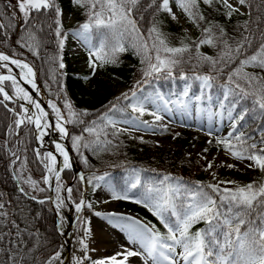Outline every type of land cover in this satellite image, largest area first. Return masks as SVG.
Segmentation results:
<instances>
[{"label": "snow or ice", "instance_id": "snow-or-ice-1", "mask_svg": "<svg viewBox=\"0 0 264 264\" xmlns=\"http://www.w3.org/2000/svg\"><path fill=\"white\" fill-rule=\"evenodd\" d=\"M77 8L83 9L86 21L78 26L73 33L79 37L88 47L89 67L95 74L98 68L105 65H117L120 54L132 51L140 57L143 69V80L137 81L138 87L129 93L117 97L132 102L124 108L112 104L110 111L123 112L130 107L134 113L143 116L146 111L145 104H151L155 111L150 114L155 121L163 120L162 112L171 113L174 109L187 110L190 102L194 99L202 101L206 96V90L219 87L222 89L223 99L218 103L221 108L227 105L228 119L231 121L232 131L224 138L217 139L216 144L222 146L232 158L239 161H247L246 167L258 170L261 176L247 184H237L234 187H221L224 184H233V181H218L216 184L202 185L196 182L194 187L188 186L170 175H164L162 179L155 182L141 180L140 171L133 169L131 176L122 186L121 191L105 181V175H93L87 180L88 184L93 181H105L113 200H131L133 203L141 204L156 217L167 230L166 234L156 229L155 225L141 223L132 217L118 216L109 213L104 216L114 228H120L127 233L128 243L132 248H124L123 251L114 255L91 260L88 255L89 247L87 238L90 235L88 221L78 216V231L83 235L78 237L80 256H73V264H85L91 260V264H131L130 258L137 257L143 264H264V123L259 128V137L240 131L237 125L245 121L246 117L252 120L264 119V0H71ZM186 17L194 27L200 30V35L195 39L185 37L180 40L179 46H172L169 38L161 31L157 15L166 13L173 20L178 17L173 11L172 5ZM202 5L209 9H215L228 20L234 16L246 17L238 21L234 28V35H230L225 27L214 21H210L202 10ZM19 12L23 15L26 25V34L21 39L33 55H38L42 40L38 34L43 31L45 21L51 20L55 24L54 35L57 38L60 50L64 47L66 33L62 31L63 15L57 0H17ZM150 12L151 24L147 29L140 27V20H146L143 15ZM3 13H0L2 16ZM15 18V12L11 14ZM207 25V26H204ZM9 25L0 22V31L6 32ZM51 28L52 25L48 24ZM203 46L216 50L215 56L206 55L201 51ZM59 69H64L62 58H59ZM55 61V58H54ZM0 67L7 68L8 75H0V104L4 101L24 100L31 104L35 111H31L23 104L20 105V114L14 121L16 134L25 125L34 126L39 133L37 140H42L47 133L44 131L51 127L47 122L48 113L41 107L40 103L33 99L29 92L20 85L16 76L12 75V69L8 64L15 65L20 69L19 79L31 86L38 92L35 83V72L25 62L10 58L9 55L0 52ZM185 65H191V74L184 71ZM207 66V72L199 69ZM51 80L56 83V71L52 69ZM212 73H215L213 75ZM220 77H226L222 81ZM182 81V91L172 93L176 95L175 100L166 97L159 89L147 95L138 96L141 91L139 85L151 83L150 79ZM11 82L13 94L10 95L5 88V82ZM219 81V83H217ZM199 83L200 95L190 96L193 83ZM62 90V85H61ZM187 98V99H185ZM207 95V99L211 100ZM251 100V107L243 108L236 116L233 111L241 101ZM49 107L55 113V128L61 139L68 137L69 132L66 124H85L82 118L89 113L78 112L73 109L70 102L65 100L64 108L67 117L63 115L56 103L49 101ZM171 105L172 107H169ZM7 107V105H4ZM9 111H13L9 109ZM197 111H200L197 107ZM101 123L92 121L90 126L84 127L83 132L94 136V139L85 141L80 135H74L72 147L78 152L85 149L108 151L112 141L107 139L109 133L107 127L111 125L115 130L111 132L113 137L128 129H116L117 123L133 124L138 129L140 124L147 128L153 127L147 121H139V117L133 120L117 121L105 113L100 118ZM166 131V127L164 128ZM13 131L9 126V133ZM105 139H101V137ZM211 143V141H209ZM56 151L63 157L61 166L57 165V157L52 152L41 156L36 151L37 158L44 163L46 175L43 183L49 184L51 179L56 181V206L59 210L65 206V200L71 201L73 188L65 187L61 183V173L71 167L69 154L64 145L57 143ZM207 151V149H205ZM15 164L20 156L13 152ZM82 155V154H81ZM46 161V162H45ZM88 165V160L83 159ZM213 167L208 162L205 170ZM228 168L235 165L228 164ZM23 169V163L21 164ZM213 173V179H215ZM85 177L80 176L83 182ZM34 188L35 181H27ZM99 183L95 187H99ZM67 193L61 196V190ZM39 191L45 189L39 188ZM20 191L23 193L24 189ZM83 194H81L82 197ZM33 200L35 196L30 197ZM43 204L45 201L40 200ZM76 213H81L84 208H91L83 198L79 202H73ZM5 204L0 203V255L4 257L0 264H26V255L29 250L21 254L18 249L23 242L20 239L21 231L15 233V241L8 239L12 232H4L2 229L9 224L19 229L15 221L8 219L9 213L4 211ZM101 216V213H95ZM115 217V222L113 221ZM203 222L204 228L193 231V227ZM60 234L63 235L62 226L58 225ZM7 241L8 247L4 244ZM19 257V259H18ZM61 253L55 252L48 257L44 264H56L60 261ZM60 264H63L60 261Z\"/></svg>", "mask_w": 264, "mask_h": 264}, {"label": "trees", "instance_id": "trees-1", "mask_svg": "<svg viewBox=\"0 0 264 264\" xmlns=\"http://www.w3.org/2000/svg\"><path fill=\"white\" fill-rule=\"evenodd\" d=\"M57 4L60 8L65 7L75 12L79 23H84L86 21L84 10L73 5L71 0H57ZM202 10L210 21L223 25L230 35L235 34L234 28L238 21H243L246 18L234 16L231 20H228L221 12L215 9H209L204 5H202ZM151 11L152 10H149V12L143 13L147 18L146 20H140V14H137L136 18L142 30L147 29L151 24ZM0 13H3V15L0 16V22L9 25L6 32L0 31V51L24 59L33 67L36 80L42 86L45 95L56 102L65 117H67V110L64 108L65 100L72 104L74 110L78 112L86 111L89 113L88 116L82 117L86 122L85 124H67L69 132L67 142L85 177L84 182L88 188L92 189L97 184V181L88 184L87 180L89 178L93 175L100 176L107 173L106 177L111 184L117 191H121L122 186L131 176L133 169L139 170L141 180L148 183L158 181L162 179L164 175H170L174 180L179 179L182 183L192 187L196 185V182L202 185L211 183L203 173L202 161L200 159L184 154L179 148H171L152 143L148 140L137 139L126 132H121L118 138L113 137L111 132L115 129L111 125L106 129L109 133L107 139L112 141V145L108 146V151L94 152L93 150L82 147L78 152L73 149L71 137L80 135L85 138V141L94 139V136L83 132V128L90 126L92 121L101 123L99 118L105 113L122 119H127L134 115L130 107L125 108L123 112H114L109 109L112 104H117V107L120 108H124L129 104V100L121 99L117 102V97H121L124 93L130 94L131 90L138 87L137 81L143 80V69L145 65L141 64L139 56L134 55L132 51H128L120 54L119 63L117 65H105L104 67L98 68L102 74L109 78L116 79L125 87L122 93L114 94L108 86L102 83H98L96 86L90 83L87 84L84 78L85 73H78L75 66L68 62L67 55L58 47L57 38L54 35V22L51 20L45 21L43 31L38 34L39 38L42 40L41 47L38 49V55H33L32 51L26 46H21L24 44V40L21 38L26 34V25L23 20V15L19 17L15 16L14 19L11 18L12 12L7 0H0ZM180 14L184 17L181 12ZM184 18L186 19V17ZM157 19L161 21L159 25L161 31L170 41L175 42L186 37L181 26L173 22L166 13L158 14ZM79 23H76V26H79ZM48 24H51L52 27L49 28ZM195 29L197 30L196 37H198L200 35V30L196 27ZM62 31L64 32L63 26ZM201 51L210 56H215L216 54V50L208 46H203V50L201 49ZM59 58H62V62L65 65L62 70L58 67L59 62H61ZM52 69L56 71V83H53L50 78ZM184 71L191 74V65H185ZM199 71L207 72V66L199 69ZM212 74L215 75V73ZM225 78L226 77H220L219 79L222 81ZM149 79L151 83H141V85H139L141 89V91L137 92L139 95H145L153 92L154 89H159L163 94L176 96L171 94H178L183 88V82L179 80L173 82L163 79ZM7 83L8 82H5V86L9 88ZM217 83H219V81ZM207 91L214 99H217V101L223 99L222 89L219 87H214ZM197 94H201L199 83L194 82L189 95L194 96ZM7 105L9 108L5 107L4 104H0V200L5 204L4 211L9 213L8 219L15 221V223L19 225V229L13 228L12 225L9 224L2 230L4 232H12L13 235L8 239L13 241L17 239L15 233L21 231L20 239L23 242L20 244L18 251L24 254L25 250H29L26 255V264H43L45 259L58 248L60 238L54 226V217L49 201L42 199L45 202L41 204L38 202L40 200L31 199V195H27L25 192L22 193L18 187L9 165L11 159L10 151L15 142L18 143L26 164L34 177L38 178L41 176L45 168L35 154L31 126H23L19 130V134H16L14 121L17 117V113L20 112L19 104L17 102L8 101ZM245 107H251V100L241 101L233 111V116H236ZM9 109L13 111H9ZM223 109L228 111L227 105ZM262 123H264V119L252 120L250 117H246L245 121L237 125V128L253 136L254 139H258V128ZM9 126L13 128L11 134L9 133ZM154 128L164 136L171 137L176 133L175 129L166 128L167 130L165 131V127ZM231 131L232 128L226 134L207 138L198 131L180 130L174 136L178 138V140H181L180 137L186 135L184 133L186 132L188 142L204 144L210 150H224L222 146L216 144V140L226 137ZM101 139L103 140L105 137L102 136ZM182 141L184 140L182 139ZM209 141H211V143H209ZM84 158L88 160L87 166L83 162ZM61 176L66 182H70V187L73 188L72 198L78 199L82 188L78 176L71 168L65 169L61 173ZM260 176L261 173L258 170H254L253 173L245 175L247 182L242 184L252 182ZM39 195L40 196L36 198L45 197L47 195V190L45 189L40 192ZM85 196L86 198L89 196V191L86 192ZM117 203L121 208H126L134 212L145 222L150 225H155L157 230L166 234L167 230L164 226L141 204L133 203L131 200H118ZM204 227L205 225L201 222L196 224L192 230L195 231L198 228ZM4 247H8L7 241H5ZM3 259L4 257L0 255V260Z\"/></svg>", "mask_w": 264, "mask_h": 264}, {"label": "rangeland", "instance_id": "rangeland-1", "mask_svg": "<svg viewBox=\"0 0 264 264\" xmlns=\"http://www.w3.org/2000/svg\"><path fill=\"white\" fill-rule=\"evenodd\" d=\"M10 6L11 12H15V16L19 17L22 14L19 12L17 5V0H7ZM173 11L176 13L178 19L173 20L170 16L169 18L181 26V29L185 33L186 36L195 38L197 35V30L190 24L187 19H185L181 14L180 11L172 5ZM62 10V26L64 27V33H66L64 47L61 51H63L67 55V59L69 63H72L76 71L78 73H85V81L87 84H92L96 86L98 83H102L114 93L120 94L125 90V87L121 85L116 79L109 78L102 74L99 69L96 70L95 74L92 73V69L89 67V56H88V47L84 44V42L73 33L78 29L76 23H79L77 14L70 9L65 7H61ZM83 22L79 23L82 24ZM169 43L172 46H179L180 40L177 41H170ZM203 50V47L201 48ZM13 59L14 58L10 57ZM25 62L24 60H21ZM26 63V62H25ZM4 71L0 68V72ZM35 72V71H34ZM36 77V76H35ZM36 80V78H34ZM9 88L8 91H13L11 88V82L7 83ZM138 96L139 95L137 93ZM147 95V94H145ZM166 97H170L171 99L175 100L177 96H169L168 94H164ZM200 95V94H197ZM207 95L210 93L206 90L205 98L197 102L194 99L190 102L187 110H179L174 109L173 112L167 113L162 112L160 113L163 116V120L155 121L154 117L150 114L151 112L155 111V107L151 104H145V108L148 110L143 116H140L139 113H134L133 116L127 119L117 118L112 115H108L112 117V119L117 121L122 120H133L134 117H139V121H147L148 124L153 125L151 128L145 127L143 124H140L138 129L133 127V124H125V123H117L115 125L116 129H128V131H124L131 136L136 137L137 139L141 140H148L152 143L158 145H164L171 148H179L184 154L198 158L202 161V170L205 177L211 182L216 184L218 181H233V184H224L221 187H233L237 184H242L247 182L245 175H249L253 173V169H249L246 167L247 161H239L232 158L227 152L224 150H210L204 144L198 143H191L188 142L187 133L184 132L186 135L180 137L181 140H178L174 135H176L180 130L183 131H198L205 135L207 138L212 136L223 135L227 133L231 127V121L228 119V111L224 110L220 107L217 99H214L211 95V100L207 99ZM46 96V95H45ZM47 101H53L52 99L46 96ZM187 99V98H185ZM132 101L129 100V104ZM57 105V104H56ZM20 106V104H19ZM58 108H60L57 105ZM169 107H172L169 105ZM197 107H199L200 111H197ZM51 109V108H50ZM52 111V109H51ZM18 117H16L17 119ZM139 121L133 120V123H139ZM31 126V125H29ZM154 127H166L170 129H175L176 133L169 137L161 135ZM33 127L31 126V130ZM182 139L184 141H182ZM53 152V146L49 145ZM207 149V151H205ZM13 152H16L20 156V160H18L15 164L12 163V173L15 177L17 183L20 185L21 188L24 189V192L28 195L39 197V188L46 189V185L43 183V177L46 174V169L44 173L39 176L38 178L34 177L24 158L23 153L20 151L18 143L15 142L13 148L10 151V158L13 161L15 157L12 155ZM41 156H43L44 152L39 151ZM46 152V151H45ZM36 154V153H35ZM37 156V155H36ZM39 159V158H38ZM40 160V159H39ZM41 161V160H40ZM46 162V161H45ZM208 162H212L213 167L209 170H205L207 167ZM23 163V169H21V164ZM42 163V162H41ZM44 165V163H42ZM233 164L235 167L228 168L226 165ZM45 168V167H44ZM213 173H215V179H213ZM29 178L36 182L37 187L34 188L30 183L27 181ZM105 181L109 184L111 182L105 176ZM105 181H99V187H93L92 189L87 187L86 192L89 191V196L86 198L85 202L90 203L92 205L91 208H84L79 216H82L86 219L88 223V227L90 228V235L87 238V243L89 247L88 255L91 260H98L110 257L117 252L123 251L118 250L119 246H123L124 248H132L133 246L128 243L127 233L120 230V228H114L112 224L109 223L107 219L103 217L109 213L117 214L118 216H127L132 217L135 220L141 221V223H146L143 219L136 215V217L131 216L130 212L127 211L125 208H121L117 201L113 200L111 197V193L108 190ZM61 183L65 187H70V182H66L61 176ZM69 184V185H68ZM112 185V184H111ZM85 192V195H86ZM81 193V192H80ZM80 197V196H79ZM79 199V198H78ZM78 199L71 198L70 204L74 206L73 202H77ZM0 203L2 201L0 200ZM53 205V203H52ZM54 208V207H53ZM101 213V216L95 215V213ZM113 221L115 222V217H113ZM75 225V236L78 238L83 235L82 231H78L79 222L78 218ZM150 225V224H149ZM60 237V230H58ZM64 239V237H63ZM59 248L56 249L57 252ZM102 250V251H101ZM53 252L52 254H54ZM96 252V253H95ZM50 254L49 256H51ZM81 255V252H80ZM48 256V257H49ZM45 259V261L48 259ZM90 261H86L85 264H91ZM131 264H143V261L137 257L130 258ZM44 264V263H43Z\"/></svg>", "mask_w": 264, "mask_h": 264}, {"label": "bare ground", "instance_id": "bare-ground-1", "mask_svg": "<svg viewBox=\"0 0 264 264\" xmlns=\"http://www.w3.org/2000/svg\"><path fill=\"white\" fill-rule=\"evenodd\" d=\"M0 63H7V62H0ZM8 67L12 69L11 74L16 76L20 85L22 87H24L29 92V94L33 97L34 100H36L37 102L40 103L41 107L44 110H45L46 106L49 107V104H48L49 101H47L45 94L41 91L40 87L36 83V80H35V83L37 85L38 92L33 90L30 85L24 83V81L19 79L20 69L16 68L15 65H11V64H8ZM8 93L10 95H12L13 91H11V92L8 91ZM13 99H15V97ZM17 101L19 102L20 105L23 104L26 108H28L30 110V112L35 111V109H33L32 105L27 103L26 101H24V100H17ZM53 114H54L53 119H49L47 117V122L51 125V127L44 130L47 134L45 136H43L42 140L36 139V136L39 135V133L35 130L34 126H32V125L31 126L33 127L36 146L38 148L44 147L45 145L53 146V152L50 150H47L46 152L44 151L43 155L47 152H52L53 155H56V157H57V165L61 166L63 163V157L60 156L59 153L56 151L55 145L57 143H60L63 145V139L64 138L61 139L59 132L55 128L56 119H55V113H53ZM69 162H70V155H69ZM47 185H50L52 188V195H53L52 203H53L55 213L58 217V225L62 226V231L65 234L68 225L70 224L71 220L75 216V213H76L75 206H71L70 202L68 200H65V206L58 210L57 206H56V190H55L56 189V181H55V179L54 178L51 179L50 183ZM61 196L62 197L67 196V193L64 192L63 189L61 190ZM128 212H130V211H128ZM128 214H130L133 217H136V214L133 212H130ZM64 234L62 235V239L64 237ZM77 241H78V238L75 236V225H73L71 228V231H70V250H69V259H68L67 263H64V261H63L65 254H66V250L62 246H60V249L58 250L61 253L60 261H62L63 264H73V260H72L73 256H80V246H79ZM123 249H124L123 246H119V248H118V250H123ZM60 261H57L56 264H60Z\"/></svg>", "mask_w": 264, "mask_h": 264}, {"label": "water", "instance_id": "water-1", "mask_svg": "<svg viewBox=\"0 0 264 264\" xmlns=\"http://www.w3.org/2000/svg\"><path fill=\"white\" fill-rule=\"evenodd\" d=\"M1 52V51H0ZM4 53V52H3ZM4 54H6V53H4ZM6 55H8V54H6ZM10 57H14V56H11V55H9ZM14 58H17V57H14ZM21 60H23V59H21ZM25 61V60H24ZM26 63H28L27 61H25ZM29 64V63H28ZM30 65V64H29ZM31 66V65H30ZM32 67V66H31ZM0 68H2L4 71H2V72H0V75H8L9 73H8V70H7V68H3V67H0ZM33 71H34V69H33ZM36 83L38 84V86L40 87V89H41V91L44 93V91H43V88H42V86L40 85V83L36 80ZM5 86V85H4ZM6 88V87H5ZM6 91H8V89L6 88ZM45 94V93H44ZM3 99V97L2 98H0V100H2ZM12 102H17V103H19L16 99H13V100H11ZM7 102L8 101H4V105L6 104L7 105ZM7 107H8V105H7ZM9 108V107H8ZM45 111L48 113V118L49 119H53V117H54V114H53V112L51 111V109L49 108V107H45ZM18 114H20V112L18 113ZM65 127L67 128V124L65 125ZM32 141H33V148H34V150L35 151H37V150H42L43 152L44 151H47V150H51V147H49L48 145H45L44 147H41V148H38L37 146H36V143H35V135H34V131H33V129H32ZM63 145H64V147H65V149H66V151L68 152V154L70 155V164H71V169L74 171V173L75 174H77V176H78V178L80 179V176L81 175H83V173H82V171H81V169H80V167H79V165H78V163H77V161H76V159H75V157H74V155H73V153H72V151H71V149H70V147H69V145H68V142H67V137H65L64 139H63ZM10 167H11V169H12V160H10ZM81 184H82V188H81V193H80V197H79V199H78V201L77 202H79V200L81 199V198H83V199H85V192H86V190H87V188H86V185H85V183H84V181L83 182H81ZM46 185V188H47V196H45V197H43V198H41V199H39L38 198V200H42V199H46V200H48L49 201V205H50V208H51V210H52V213H53V221H54V226H55V229H56V231H57V233H58V235H59V232H58V217H57V215H56V213H55V210H54V208H53V205H52V200H53V195H52V188H51V186L50 185H47V184H45ZM69 185V184H68ZM19 186V185H18ZM20 187V186H19ZM81 194H83L82 195V197H81ZM80 215V213L78 214V213H75V216H74V218L71 220V222H70V224L68 225V227H67V229H66V232H65V234H64V239H62L61 237H60V242H59V246H62L65 250H66V254H65V257H64V263H67V261H68V259H69V250H70V231H71V228H72V226L76 223V221H77V218H78V216ZM60 236V235H59Z\"/></svg>", "mask_w": 264, "mask_h": 264}]
</instances>
